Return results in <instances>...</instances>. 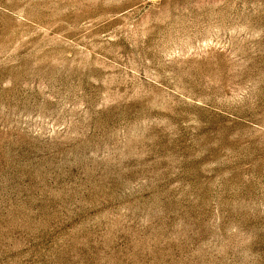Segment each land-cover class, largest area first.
Returning <instances> with one entry per match:
<instances>
[{
	"label": "rangeland",
	"instance_id": "obj_1",
	"mask_svg": "<svg viewBox=\"0 0 264 264\" xmlns=\"http://www.w3.org/2000/svg\"><path fill=\"white\" fill-rule=\"evenodd\" d=\"M0 264H264V0H0Z\"/></svg>",
	"mask_w": 264,
	"mask_h": 264
}]
</instances>
